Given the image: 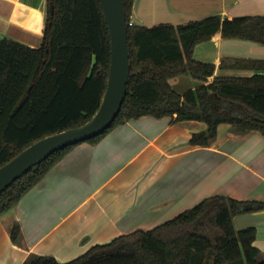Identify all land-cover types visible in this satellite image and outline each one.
<instances>
[{"label": "trees", "instance_id": "trees-1", "mask_svg": "<svg viewBox=\"0 0 264 264\" xmlns=\"http://www.w3.org/2000/svg\"><path fill=\"white\" fill-rule=\"evenodd\" d=\"M122 1L130 59L125 99L111 126L86 142L97 143L115 127L145 116L204 123V131L192 134V146H210L221 124L237 135L264 136V61L229 64L253 71L251 76H218L214 64L193 59L197 44L217 36L264 46L263 16L141 27L129 25L134 0ZM47 5L38 48L0 38V167L36 141L88 122L106 89L110 40L99 0H47ZM180 75L199 85L178 94L169 81ZM76 145L53 153L2 192L0 216ZM263 209L257 201L215 195L150 230L94 245L67 263L33 254L23 264H264L254 246L256 229L233 226V217ZM9 233L22 245L17 223Z\"/></svg>", "mask_w": 264, "mask_h": 264}, {"label": "crops", "instance_id": "crops-1", "mask_svg": "<svg viewBox=\"0 0 264 264\" xmlns=\"http://www.w3.org/2000/svg\"><path fill=\"white\" fill-rule=\"evenodd\" d=\"M197 1L134 0L130 22L152 27L182 13L222 20L264 17V0ZM168 2L174 11L166 10ZM47 11V0H0V38L38 48ZM193 59L214 64L218 76H251L253 71L229 64L264 61V46L217 36L197 44ZM205 129L198 121L145 116L115 127L97 143L77 144L0 216V264H23L33 254L67 263L94 245L150 230L215 195L264 204V136L237 135L221 124L210 146L190 145L192 134ZM15 223L22 245L10 238ZM233 226L256 229L254 246L264 259V209L233 217Z\"/></svg>", "mask_w": 264, "mask_h": 264}, {"label": "water", "instance_id": "water-1", "mask_svg": "<svg viewBox=\"0 0 264 264\" xmlns=\"http://www.w3.org/2000/svg\"><path fill=\"white\" fill-rule=\"evenodd\" d=\"M99 3L110 40V62L106 89L98 110L82 126L36 141L1 166L0 194L53 153L100 135L118 115L125 99L130 70L126 14L122 0H99Z\"/></svg>", "mask_w": 264, "mask_h": 264}, {"label": "rangeland", "instance_id": "rangeland-1", "mask_svg": "<svg viewBox=\"0 0 264 264\" xmlns=\"http://www.w3.org/2000/svg\"><path fill=\"white\" fill-rule=\"evenodd\" d=\"M195 1L192 0L193 3ZM168 3L169 4L167 5L166 10L169 11V12L174 11L175 10L174 9L175 6H172V2H168ZM195 4H196V2H195ZM200 8L202 10H206L207 9L206 6H202V5L200 6ZM206 17L207 16L204 15V14H198V15H194V16L191 15L190 16V14L182 13V14H177V16H175V17H171V16L165 17L160 23L172 25L171 23L175 22V23H178V25H185V24H187L189 22L201 21V20H203ZM169 83H170L171 87L173 88V90L175 92H177L178 94H182L186 90H189V89H194V88H196L199 85V83L197 81L193 80L188 75H180V76H178V77H176L174 79H171L169 81Z\"/></svg>", "mask_w": 264, "mask_h": 264}, {"label": "built area", "instance_id": "built-area-1", "mask_svg": "<svg viewBox=\"0 0 264 264\" xmlns=\"http://www.w3.org/2000/svg\"><path fill=\"white\" fill-rule=\"evenodd\" d=\"M129 25H132V23L130 22Z\"/></svg>", "mask_w": 264, "mask_h": 264}]
</instances>
